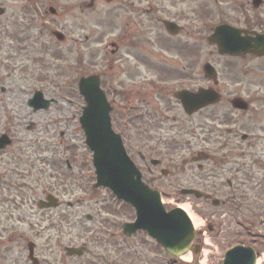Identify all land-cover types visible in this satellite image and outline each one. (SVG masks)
Returning a JSON list of instances; mask_svg holds the SVG:
<instances>
[{"label": "rangeland", "instance_id": "rangeland-1", "mask_svg": "<svg viewBox=\"0 0 264 264\" xmlns=\"http://www.w3.org/2000/svg\"><path fill=\"white\" fill-rule=\"evenodd\" d=\"M49 2L57 6L59 14L54 17L49 13V18L42 15L43 20L48 19L47 24H43V20H38L34 16L38 10L33 11L32 9L39 6L43 13L44 8L48 9ZM89 2L90 0H85L84 44L81 0H0V6L7 8V12L0 17V20L10 22V37H36L35 45L38 47L40 44L44 46L50 37L54 38L50 33L51 30L61 29L66 33V40L64 43L56 41L67 49L64 51L66 54L62 55H54L48 48L37 51L35 54L40 56V59L37 63H33L37 70L29 65L25 72L27 74L34 70L37 79L33 81V84H29L31 81L23 83L20 77L22 73L16 75L18 82H7V84H15L10 94L5 95L8 105H2L3 107L0 105V133L4 127L13 128L11 134L16 140L9 148V152L4 153L5 163L0 162V170H3L1 166H5L7 169L16 167L25 172L24 177L18 176L17 178L11 173L7 176L8 183L0 184V261L9 264H32L27 258L29 240L36 243V255L40 259V264H167L166 252L150 240L145 232H140L129 241L123 236L122 224L135 219L134 208L120 201L116 202L112 193L106 189H97L93 192L92 179L82 178L83 171L93 173L91 152L85 145L84 134L78 120L81 113L79 107L83 101L77 93L76 77L82 71L83 48L85 47V61L87 62H85V72H98L97 70L101 69V78L111 93H116V85L121 84L128 89L136 80H143L146 75L133 67V61L127 57V54L123 55L121 52L113 56L110 53L113 48L110 42L115 39L118 30L116 27H121L122 21L126 19L122 17L118 22L113 3L108 4L104 0H96L95 6L88 8L86 4ZM197 12L199 14L209 13L204 8ZM34 21L36 24L33 23ZM16 24H18V29L15 28ZM0 31V36H2V30ZM203 33L204 31H201L202 49L194 47L191 50L192 53L200 52L203 59L211 57L217 63L221 79L222 100L204 110L203 113H199L195 121L187 122L186 128L189 134H186L184 139L194 140L193 134L200 132L201 139L195 140L198 146L193 148L205 149L210 153L216 151L220 156L232 153L241 154L247 143L242 138L243 133L258 134L261 132L259 128L264 116V89L260 91L261 95L256 93L257 83L261 80L250 85L248 89L244 88L245 76L241 74V61L219 57L217 52L212 56L210 52L216 51V47L208 44ZM3 35H6L4 31ZM150 46L153 45L145 47L157 52ZM171 51L170 53H173L174 50ZM175 58L181 62H176V60L175 64L174 62L169 63L168 67L173 69L172 73L178 74L183 58L176 56L172 59L175 60ZM46 59L52 64H47ZM71 62L76 65L74 68ZM65 65L67 67L63 69L60 67ZM207 82L202 78L203 84ZM39 85L43 87L41 88L44 89L47 97H55L58 102L52 104L47 110L33 111L28 105V99ZM236 96L244 98L252 96L254 112L245 114L246 112L233 108L230 101ZM114 114L120 116L118 111ZM31 122L37 124L34 130L27 128ZM63 132L64 135H62ZM46 143L51 144L52 147L47 149ZM66 143L69 145V160H73L75 169L79 172L80 184H77L78 182L76 183L71 176L63 173V171L67 172L64 167L51 165L52 157L58 159L66 157L61 150V145ZM23 160L26 161L25 164ZM206 164L214 165L213 162ZM30 165L37 166L35 170L38 172V177L34 174V170L27 169ZM217 165L222 166L221 168L228 167V164L219 163ZM147 178L150 181L149 176ZM169 179L170 176H165V184L159 182L161 183L159 185L170 187L177 184L170 182ZM12 181H15L17 186L21 184L20 190L12 188L13 185L10 183ZM39 182L42 186L48 183L49 187H54L53 189L59 193L64 202L74 203L73 209L68 212L69 215L64 214L67 220L60 216V211L40 212L36 208L35 202L44 197L43 187H39ZM79 200H82V203H79ZM165 200L168 207L173 206L171 205L172 198L167 196ZM193 202L195 204H192L193 210L203 219V224L197 228V232L199 233L200 229L210 232L206 227L210 218L207 214H203L207 213L206 204L203 207L204 201L197 198H193ZM88 213L93 215L92 220L86 218ZM250 222V230L264 233V222L261 223L258 219L255 224ZM228 226L227 238L224 236L219 243L212 241L213 245H205L209 251L210 264H217L216 257L224 250L222 248L252 239L253 234L247 233L245 229L239 228L240 231L236 232L235 225L229 223ZM85 244L88 250L83 256L66 254V247L85 246ZM147 252L149 256L145 255ZM195 263L200 262L196 260Z\"/></svg>", "mask_w": 264, "mask_h": 264}, {"label": "flooded vegetation", "instance_id": "flooded-vegetation-1", "mask_svg": "<svg viewBox=\"0 0 264 264\" xmlns=\"http://www.w3.org/2000/svg\"><path fill=\"white\" fill-rule=\"evenodd\" d=\"M113 4L118 22L122 17L126 19L122 21L121 27H116L118 29L114 40L116 53L113 54L114 56L121 52L123 55L127 54V57L133 61H131L133 67L146 75L143 80H136L128 89L121 84L116 85L117 94L108 92L113 106L112 119L114 126L123 134L129 151L144 171L145 177L149 176L150 181L148 178L147 180L155 186L166 189L207 190L208 196L202 197L203 207L206 204L205 211H207L203 214H207L210 218L209 229L213 242L219 243L224 236L227 238L229 223L235 225L238 232L239 228L244 229L250 225V221L254 224L257 219L264 221V116L263 123H260L259 135L254 132L243 133L242 138L247 143L241 154L220 156L216 151L210 153L205 149L193 148L198 146L195 140L201 139L200 132L193 134L194 140L184 139L185 135L189 134L186 128L187 122L195 121L196 116L203 113L206 108L188 114L176 97L180 91L196 92L202 86V54L192 53L191 50L194 47L202 49L200 22L203 14L197 11L203 8L209 11L212 21L210 33H213L216 26L227 24L240 37H245L248 42L255 44L258 35L264 34V0H115ZM50 7L48 11L44 8V12L41 13L39 6H36L32 9L38 10L34 15L35 18L43 20L42 15L49 18ZM80 8L85 44V0H81ZM5 13L6 10L0 14V17ZM54 14L52 15L58 16L57 9ZM47 22L48 19H44L42 23L47 24ZM169 22L173 25H169ZM33 23L36 24L35 21ZM9 25L8 20H0V30H2L0 92L2 94L13 90L15 84H7V82H18L16 75L20 73L23 83L31 81L29 84H33L37 74L34 70L25 74L26 68L29 65L35 68L33 64L37 62L35 53L46 49L42 44L38 47L35 45L36 37L4 36L3 31L8 32ZM214 44L216 51L211 55L217 52V43ZM146 45L155 46L150 47L155 48L157 52L148 49ZM171 50H174L173 53H170ZM217 55L223 57L218 52ZM176 56L183 58L178 74L172 73L173 69L168 67L171 62L174 64L181 62L176 58L172 59ZM229 58L241 60V72L245 76L244 88L248 89L250 85L261 80L257 83L256 92L261 95L260 91L264 89V56L247 52L241 57ZM83 68L85 70V60ZM210 84L211 82L208 81V87L214 86ZM216 88L222 90L220 83ZM244 99L247 101L248 109L243 112L252 114L254 112L252 96ZM0 105L3 107L1 100ZM115 111H118L120 116H116ZM11 131L13 128L4 127L0 136L4 133L13 136ZM8 150L9 147L0 150V162L5 163L4 153L9 152ZM207 162H213L214 165H207ZM219 163L228 164V167L221 168L222 166L217 165ZM51 165L64 167V164L62 162L59 164L54 157L51 158ZM1 167L3 168L0 170L2 185L8 183L7 176L11 173L16 178L25 176V172L16 167L13 169ZM63 173L69 176L67 172L63 171ZM165 176H170L169 181L177 184L170 187L160 186L161 183L165 184ZM10 183L13 189L20 190L22 187L21 184L17 186L15 181ZM50 192H52L50 189L49 191L43 189L44 194ZM181 196L183 200L194 203V195L181 194ZM20 199L22 201V198ZM64 205L61 201L56 208L39 211L53 210L68 215L69 208L73 209V203ZM255 235L260 236L256 233ZM260 240L261 237L252 238L258 256L264 252V243H260ZM241 245L249 246L247 242ZM166 254L167 264H190L172 257L169 253ZM219 258L218 255L216 261H219ZM0 264H8V262L0 261Z\"/></svg>", "mask_w": 264, "mask_h": 264}, {"label": "water", "instance_id": "water-1", "mask_svg": "<svg viewBox=\"0 0 264 264\" xmlns=\"http://www.w3.org/2000/svg\"><path fill=\"white\" fill-rule=\"evenodd\" d=\"M233 37L235 38L228 37L227 41L221 39V51L230 54H241L246 50L264 51V36H260L254 46L240 40L236 34H233ZM210 75L214 77L213 73ZM80 90L88 103L83 108L81 122L86 131L87 143L94 151L98 180L96 186L104 185L111 188L119 198L131 202L137 210L136 222L124 224V232L130 235L138 229H146L170 252L176 255L185 252L194 240L193 225L183 211L174 209L168 212L162 205L158 192L151 190L141 181V174L128 158L120 136L111 128L110 107L100 89L98 77L82 78ZM180 95L184 106L191 111L219 99L218 93L206 89H202L197 95ZM31 103L35 109L46 108L49 105V101H45L40 95H36ZM233 104L240 108L246 107L240 98H236ZM7 143L5 138L0 139V146L4 147ZM68 251L81 253L75 249ZM227 258L224 264H239L240 261H244V264H253L255 255L251 249H240L233 251L232 256Z\"/></svg>", "mask_w": 264, "mask_h": 264}, {"label": "bare ground", "instance_id": "bare-ground-1", "mask_svg": "<svg viewBox=\"0 0 264 264\" xmlns=\"http://www.w3.org/2000/svg\"><path fill=\"white\" fill-rule=\"evenodd\" d=\"M183 207H184V208L187 210V212L189 213V215H190V217H191V219H192V221H193V224H194V226H195L196 228L203 224L202 219H201L199 216H197L196 214L192 213V212H191V209L189 208L188 205L183 206ZM185 257H188V258H189V257H190V253L186 254ZM203 261H204V263H207V262H208V255L206 256V258H205ZM263 262H264V256L261 257V258L257 261V264H263Z\"/></svg>", "mask_w": 264, "mask_h": 264}]
</instances>
